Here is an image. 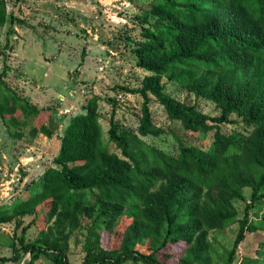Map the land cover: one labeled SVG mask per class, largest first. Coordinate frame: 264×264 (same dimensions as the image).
<instances>
[{"label": "rangeland", "instance_id": "1", "mask_svg": "<svg viewBox=\"0 0 264 264\" xmlns=\"http://www.w3.org/2000/svg\"><path fill=\"white\" fill-rule=\"evenodd\" d=\"M151 7L150 0H0V264H55L47 252L56 245L69 264H264V229L246 228L236 247L245 213L252 222L264 217V201L257 208L247 207L248 188L242 198L231 199L237 222L204 230L206 251L199 257L197 242L161 248L165 229L148 233L145 223L132 229L138 218L126 210L98 238H91L97 233L91 231L93 219L83 218L71 235H61L55 222L46 223L54 196L45 193V180L50 171L63 169L55 159L77 115L92 112L102 143L121 157L110 140L113 122L168 154H178L179 140L203 147L220 134L232 141L233 149L238 141L245 144L255 137L257 129L245 124L243 116L232 113L228 120L217 121L222 108L202 88L181 86L166 76L160 82L163 91L197 106L212 130L188 132L150 94V117L161 132L140 136L145 99L133 91L143 88L151 72L139 63L136 47L143 26L153 21ZM74 164L68 163L69 168ZM160 185L151 193L160 191ZM212 199L219 197L213 194Z\"/></svg>", "mask_w": 264, "mask_h": 264}, {"label": "trees", "instance_id": "2", "mask_svg": "<svg viewBox=\"0 0 264 264\" xmlns=\"http://www.w3.org/2000/svg\"><path fill=\"white\" fill-rule=\"evenodd\" d=\"M150 4L153 21L143 26L136 47L139 63L151 72L143 88L133 91L145 99L140 136L161 132L150 117V94L188 132L212 130L210 119L197 106L163 91L160 82L166 76L181 86L202 88V94L222 108L217 121L228 120L232 113L243 116L245 124L257 129L255 137L245 144L238 141L233 149L232 141L220 134L203 147L179 140L178 154H168L113 122L110 140L121 150V157L102 143L92 112L77 115L61 138L55 159L63 169L50 171L45 180V193L54 196L46 223L55 222L61 235H71L83 218L93 219L91 231L97 233L91 238H98L126 210L138 219L125 233L139 223H145L148 233L165 229L161 248L197 242L199 257L206 251L204 230L237 222L231 199L242 198L248 188L249 209L264 201V0H150ZM68 163L75 164L69 168ZM159 183L160 191L151 193ZM246 228L264 229V217L252 222L245 213L236 247ZM70 235L66 233V240ZM51 248L43 251L55 264H69L61 247ZM131 257L147 260L143 255Z\"/></svg>", "mask_w": 264, "mask_h": 264}]
</instances>
